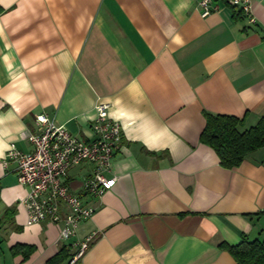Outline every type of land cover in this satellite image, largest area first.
<instances>
[{
  "label": "crops",
  "instance_id": "crops-1",
  "mask_svg": "<svg viewBox=\"0 0 264 264\" xmlns=\"http://www.w3.org/2000/svg\"><path fill=\"white\" fill-rule=\"evenodd\" d=\"M255 24L220 1L202 18L196 0H0V264H49L62 247L96 233L72 264H235L218 247L264 241V150L227 170L199 143L204 113L235 116L240 130L264 118V0ZM98 101L122 139L99 199L82 192L91 164L69 171L96 208L75 238L26 225L10 146L45 114L90 141ZM15 246L32 247L13 253Z\"/></svg>",
  "mask_w": 264,
  "mask_h": 264
},
{
  "label": "built area",
  "instance_id": "built-area-1",
  "mask_svg": "<svg viewBox=\"0 0 264 264\" xmlns=\"http://www.w3.org/2000/svg\"><path fill=\"white\" fill-rule=\"evenodd\" d=\"M220 1L238 8L249 24H255L252 0H196L200 16L206 18L216 12ZM110 107L105 101L95 104L96 117L91 124L93 137L90 141L71 135L47 115L37 114L34 116L36 132L20 134L21 140L28 142L32 150L22 152L13 145L8 148L3 164H15L17 183L26 188L21 203L26 210L27 226L40 222L55 224L60 227L59 240L76 237L80 223L89 219L96 208L83 202L74 192L68 180L72 168L92 165L81 183L85 195L99 199L113 188L116 178L107 175L121 143L122 127L110 117ZM95 237L93 233L74 243L77 250L71 264L84 255Z\"/></svg>",
  "mask_w": 264,
  "mask_h": 264
},
{
  "label": "trees",
  "instance_id": "trees-1",
  "mask_svg": "<svg viewBox=\"0 0 264 264\" xmlns=\"http://www.w3.org/2000/svg\"><path fill=\"white\" fill-rule=\"evenodd\" d=\"M204 117L205 125L199 136V143L214 151L222 168H237L248 154L259 149L264 150V118L241 131L243 120L235 116L204 113ZM218 247L226 251L235 264H264V241L243 237L237 245L220 242ZM24 249L28 250V253L24 252ZM32 250V247L24 246H15L12 249L13 253L22 251L25 256ZM68 257L67 248L62 247L49 264H57Z\"/></svg>",
  "mask_w": 264,
  "mask_h": 264
}]
</instances>
